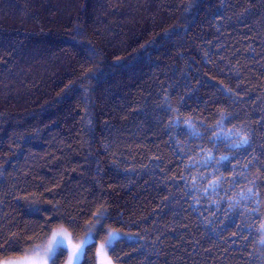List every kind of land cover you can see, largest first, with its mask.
Returning a JSON list of instances; mask_svg holds the SVG:
<instances>
[{
    "label": "trees",
    "instance_id": "obj_1",
    "mask_svg": "<svg viewBox=\"0 0 264 264\" xmlns=\"http://www.w3.org/2000/svg\"><path fill=\"white\" fill-rule=\"evenodd\" d=\"M89 40L100 75L81 84ZM220 111L233 117L227 128L250 134L249 149L211 142ZM177 118L199 137L169 127ZM203 147L233 157L216 168L229 183L205 197L191 187ZM252 156L264 161V0H0V238L18 244L0 259L46 241L30 212L39 199L59 205L84 242L80 264H97L108 236L88 231L98 208L122 233L113 264V248L124 264H264V188L258 206H228L252 186L233 187L231 169ZM250 178L264 183V171Z\"/></svg>",
    "mask_w": 264,
    "mask_h": 264
},
{
    "label": "snow or ice",
    "instance_id": "obj_2",
    "mask_svg": "<svg viewBox=\"0 0 264 264\" xmlns=\"http://www.w3.org/2000/svg\"><path fill=\"white\" fill-rule=\"evenodd\" d=\"M193 7H195L194 3L188 4L185 6V11H190ZM173 35H178V32L175 30L172 32H166L164 34V38H170ZM75 37L83 38L87 40L86 33L82 31L80 28L76 29ZM74 37V38H75ZM88 56L86 57L87 63L81 65L82 71V79L81 84L90 83L92 81L99 80V71L96 67L98 63V58L100 57V51L92 44V42L88 41V47L86 49ZM117 62L122 60V57H116ZM120 64H112L110 67L117 68ZM92 90V89H89ZM165 105V110L169 113H176L177 117L180 115L179 109L173 106L171 99L166 95L162 101ZM233 117L230 113H225L220 111L219 119L216 121V126L212 129V137L213 140L211 142L218 143L221 141L223 136L224 142H230L231 146L236 150H247L251 147L252 140L250 138V134L241 131V130H226L225 122H231ZM107 123V122H105ZM181 123H184L188 129L191 131L192 135L199 137V133L195 130V125L192 123L191 118L181 120L179 118L175 120L169 121V127H178ZM235 127V126H234ZM233 157L221 155L218 158L209 153L204 156L203 161L201 163L203 165H207L209 161H214L217 164H222L224 161H231ZM237 163H240L241 160L239 157L235 158ZM253 161H256L254 164H245L243 168L233 167L231 169V173L236 176V179L231 181L233 187L236 184L240 183L242 180H246L252 186L249 187L245 192L240 193V199L235 201H229L228 206L230 209H239L241 202L244 200L254 201L256 205H259V200L256 199L259 195V190L264 188V183H258L257 180H253L250 178V173L252 169L259 167L260 170L264 171V161H261L258 157L252 156ZM188 167H192L189 165ZM218 171V170H217ZM243 172L244 175L241 177L238 173ZM222 175V174H220ZM209 179V187L212 189V192H216L219 187H221L225 183H229L227 180L221 179L220 184H217L216 181L212 178ZM260 179V178H258ZM27 199V198H25ZM50 207H44V202L42 200L36 199L30 202V212L37 217L36 223H38L41 228L47 227L48 232L50 233L47 236L46 241L41 244H36L31 254L26 255L21 261H17L16 264H60V257L63 253L60 249L64 246V242L67 241V260L66 264H80L81 259L85 256L84 252V242L79 244L73 243L68 238L67 229L64 226V217L62 215V209L59 205L52 204L51 201H47ZM244 209H240L241 214H243ZM92 219H89L87 223L90 225L88 231L91 233L93 230H103L108 227V235L110 239L112 238H120L116 235V230L112 229L109 225V221L111 220V216L107 213L106 210L101 211L99 208L91 214ZM76 218L73 217V220ZM53 224H59L60 227L54 228ZM239 228V226L237 225ZM35 231V230H33ZM260 234L264 236V223L260 225ZM15 236V233L12 234ZM235 235V233H233ZM27 239H33L32 236H28ZM264 244V240L261 241ZM18 246L16 239H10L8 237L0 238V250L7 251L9 249L16 248ZM104 245H100V249L97 250V264H113V260L108 256L106 251H102ZM112 254L116 256V260L118 264H124V261L120 258L117 250L115 248L112 249ZM0 264H13L12 261L0 259Z\"/></svg>",
    "mask_w": 264,
    "mask_h": 264
},
{
    "label": "rangeland",
    "instance_id": "obj_3",
    "mask_svg": "<svg viewBox=\"0 0 264 264\" xmlns=\"http://www.w3.org/2000/svg\"><path fill=\"white\" fill-rule=\"evenodd\" d=\"M182 125H183V127H185L186 130H188L189 132H191L185 124H182ZM195 130H196V127H195ZM226 130L236 131V130H234V129H230V128H227V127H226ZM196 131H197V130H196ZM211 139L213 140V137H212ZM216 144H224L226 147H231V148H233V147L231 146V143H230V142H227V143L224 142V140H223V136H222V138H221V141L218 142V143H216ZM209 153L215 155L217 158L219 157L218 154H216V153H214V152H211V151H207V150H205V147H203V148L201 149L200 153H199V156H200V157L198 158L199 163H198V164H195V168H194L193 171L191 172V175H192V177H191V178H192V184H191V187H192L193 191H196L197 193H199L200 196L204 195V197H205V195L213 194L212 189L209 187V182H210V181H209V179H207V178H212V179H214V180L216 181L217 184H220V181H221V179H222L221 176H220V172H219V173L216 172V168H217L218 165H220V164H217V163H215L214 161H209L207 165H203V164L201 163V161H203L204 156L207 155V154H209ZM205 184H206V185H205ZM220 188H221V187H219V188L217 189V191H219ZM200 190H201V191H200ZM246 191H247V190L244 191V190L240 189V193H242V192H245V193H246ZM200 193H201V194H200ZM238 199H240V195H239V198H238ZM238 199H235V200H238ZM229 201H230V200H229ZM229 201H228V202H229ZM242 202H245V204H247V205L249 206V204H250L252 201L244 200V201H242ZM242 202H241V203H242ZM67 232H68V231H67ZM116 235H117V237H120V236L122 235V233H120V232H116ZM68 238H69L73 243H75V242L73 241L72 236H71V234H70L69 232H68ZM117 239H118V238H112V239H110V237H109V235H108L107 238H106L103 242H101V243L99 244V248H98V249H100V245L103 244V245H104V248L102 249V251H106V252L108 253V256L110 257V255H109V249H110V247L112 246V244L115 242V240H117ZM77 244H78V243H77ZM64 246L67 247V241L64 242ZM29 254H31V253H29ZM29 254H28V255H29ZM24 257H25V256H24ZM24 257H22V258L9 259V261H12L13 264H16L17 261H21Z\"/></svg>",
    "mask_w": 264,
    "mask_h": 264
}]
</instances>
